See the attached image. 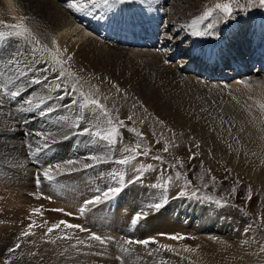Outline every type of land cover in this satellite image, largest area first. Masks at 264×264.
Masks as SVG:
<instances>
[{
    "label": "bare ground",
    "instance_id": "6f19581e",
    "mask_svg": "<svg viewBox=\"0 0 264 264\" xmlns=\"http://www.w3.org/2000/svg\"><path fill=\"white\" fill-rule=\"evenodd\" d=\"M143 1H149V0H143ZM182 1L184 3L189 2V0H182ZM136 2L139 3L140 1L135 0L134 3ZM151 2L152 4L150 5L152 7L153 1L151 0ZM16 3L18 4V9H19L18 12L21 14V16L27 17V20H25L24 23H26L27 26L31 29L33 35L39 40L40 43L39 45H36L33 41L29 39H24L23 42L24 52L26 54L22 55L20 53V51H22L21 50L22 45L19 48L20 50L19 49L15 50L14 48H12V43L17 39V36L10 35L0 38V83L7 84L8 88L11 90L15 86L14 80L17 78V75H15L14 70L12 69L11 70L13 71L14 74L7 73L8 70L7 65L9 66L14 65L15 67L16 65L20 66L18 68L22 67L23 70L26 71V74L24 75L25 76L27 75L26 78L27 80H31V79L33 80L38 77L43 78L45 75L49 78V76L53 74V71H48L47 73L36 71L38 67L43 68L45 66L44 61H47L46 66L49 69H54V71H60L61 68V65L55 64L52 61L49 52L44 51V48L41 46L45 34L44 30H47V28L51 26H55L56 23H61L62 18L57 12V10L53 7V5L49 0H40V1L20 0L17 1ZM145 4L146 7L149 6L147 5V2H145ZM70 6L73 5L71 4ZM0 7H4V8L9 7L7 0H0ZM131 9H133V7H131V3H127V5L125 4L118 5L117 9H115V11L118 12L115 18H116V23L118 21L119 25L118 26L112 25V28L106 27L105 29H108L109 31L102 30L101 34H96L94 28H91L90 32L87 33L80 30L79 27L81 26L79 27L75 26L76 28H79L80 33H75L73 35L74 37L72 36L70 38L62 37L61 39L62 47L60 48V54L58 55V57L62 61V66L64 70L73 74L72 76H67V77H69L70 79L78 80L80 82H84L86 85H89V88L95 91L94 94L98 92L96 88L101 87L102 89L101 95L104 98L110 99L111 101L112 100L115 101L116 105H121L122 108L125 109V112H129L128 110L129 105L131 106L133 105V109H135L133 113L136 114V117L139 120V122H143L144 124L147 125H153L152 127L154 128L155 126L157 128L160 127L157 126L159 125V121L156 120L157 121L156 122L152 118V115L154 117H157L158 120H161L164 126L170 127V129L180 131L185 135L194 133L198 138L199 137L201 139L209 138L211 140H217L221 137H229L232 138L233 140H229V139L227 140L231 141L233 144H237L234 142V140H239V141H243L240 142L239 144H244V142H247L251 145H254L257 148L264 150V145H262L264 143V108L262 109L260 107L262 101L260 100L257 103L256 100L257 97L255 98L253 94H250L249 91H247L248 93L247 94L245 91H243L238 87L221 84V86L219 85L221 88L223 86L229 87L230 90L228 91L229 93L228 94L224 93V90L226 89L224 90L222 89L223 90L222 92V90H219L218 85L217 88L216 84L209 83L204 77L197 76L200 78V80L196 79L197 77L196 78L194 77L196 75L192 74L193 72L189 71V67H190L189 64L185 62L179 63L178 61L172 63L174 61L175 55H173L174 53L171 52L174 49H170L169 44L167 46V42L169 43L167 39L166 42H165V38L163 39V42L164 44H166V46L160 49L158 46L155 45L153 46V43L151 41L145 42L144 38L150 37L151 33L154 34V31L149 30L146 32V34H144L138 29L136 34H133L134 32L131 29L127 28L128 27L127 23L135 22L136 20H139L138 16H134L131 14ZM133 10H135V8ZM144 11L150 14V7L149 8L147 7V9H145ZM79 13L75 11V13L72 15H74V18L81 20L83 17ZM112 13H110V16ZM161 14L164 15V17L166 15L165 12H161ZM97 15L98 13L95 16ZM87 18L84 21L89 20V18L88 19ZM0 19H4L7 21V23H12V24H15L14 22H16L13 21L11 15L7 17L0 15ZM102 19L103 18L101 17V20ZM110 21H106V22H110ZM167 22L168 19L166 20V23ZM244 22L248 26L249 30L253 29L252 32L254 31V28L252 26H255V28L257 29H259L260 26L259 30H261V32L264 34L263 15L262 16L259 15V17L257 16L256 19L252 16L246 19V21L244 20ZM198 26L199 24L197 25V28ZM58 27H60V25ZM87 28L88 27H84V29ZM81 29L83 28L81 27ZM0 30L11 31L10 29H3V28H0ZM177 32L179 35L180 32L179 31ZM105 33H106V37H108L109 39L106 38V39H101L99 41L96 39H88L86 41V44L85 43L80 44V41L84 39L85 35L87 34H94L100 38H104ZM254 33L252 35L255 37ZM123 35H127L129 37L130 43L127 42L128 41L127 38L123 37ZM205 36L207 35L192 36V38L194 39L193 42H195L197 47L200 48L202 44H204ZM229 36L231 39L232 35ZM19 38L21 39L22 42L23 41L22 37ZM112 38L116 40V42L114 43L119 44L118 47L116 46V44L113 43V40H110ZM135 38L137 39L136 41ZM187 38H189V36L186 37V40ZM208 39H211V36H208ZM237 39L239 41H237L235 47L236 48L239 47L242 49L235 51H243L242 54H244V56L247 55L248 53L247 49L249 47L243 46V42L240 37ZM109 41H111V43L114 45L111 44L102 45L105 42L107 44V42ZM252 43H254V47L252 49L254 51L259 43V38L253 39L249 46H251ZM121 44L124 45L127 44L132 46L133 45L137 46L140 44L149 47L150 50H146L145 52H139L138 56H136V54L135 56L132 55L133 57H131L127 62H124L122 61V58H120V53L113 50L114 47L123 49L121 48L122 47ZM227 44L228 43L223 45L225 46ZM109 46L111 47L113 46V48H110ZM165 47H167L166 52L164 50ZM56 49H57L56 47H53L52 48L53 52L56 51ZM65 49L67 51H64ZM69 50H72L71 53L66 54ZM176 51H177L176 53L182 54V49L179 50V47H176ZM200 52L202 51L200 50ZM206 52L207 51H204L203 52L204 56L200 58V64H204V66L207 64V62L203 60L205 58ZM203 53L199 55H202ZM207 54L209 53L207 52ZM263 54H264V48L262 52L256 53L257 59L258 57H261ZM69 56H71L70 60L68 59ZM196 57H194V54H186L184 56V58H186L185 59L186 62L190 60L192 61V63L195 62ZM12 58H15L14 63H10ZM219 59L220 58L216 60ZM257 59L253 57V60H257ZM166 61H167L166 64H168L167 66L170 65L169 67L170 71H168L167 67L163 65ZM181 61H183V59ZM260 63L263 62H259V63L256 62L255 64H260ZM212 64L213 62L210 64V66ZM135 65L144 66V69H146L147 71L146 70L141 71L140 69L137 70L136 69L137 67H135ZM262 68L264 69V64L263 66L260 67V70ZM236 69L237 71L235 74H240V75L245 74L243 72H246L247 74L249 70L247 68H244L245 69L244 70L243 68H238V67H236ZM25 71L22 72L25 73ZM107 72H110L112 74V78H114L117 81L116 84L119 90H117L116 86L114 85L112 86L111 84L108 83V81L107 82L105 81V76H107L105 74ZM262 72H264V70H262ZM183 73H190V74L187 75L188 77H185L184 75H182ZM251 73L253 74V72L249 71L248 74ZM259 74L260 73L256 75ZM131 77H137L138 79L136 80H139V82L135 81L136 83H134V85H136V88L131 86L130 89V86H127L129 87L127 89L126 84L124 85V82L126 79H131ZM20 78L21 77H19L17 80H19ZM181 78H183V81H181ZM255 78L250 77L248 75V77L245 79V82H242L241 80L240 81L242 83L253 82L254 85V82L257 79ZM109 79L111 78L109 77ZM97 80L99 82H96ZM58 81H56V83ZM131 81L133 83L134 80ZM257 82L258 81H256V83ZM43 83H47L55 87V83H53V79H47L46 81L41 82V84ZM259 84L261 85L260 82ZM259 84L257 83L256 85L258 86L256 85L254 86L257 87L258 89H261V86H259ZM63 85L68 86L69 83ZM25 90L26 89L22 87L17 91L20 92V95H24L22 93ZM123 90L125 91V94H123ZM103 91L105 92V94L103 93ZM134 93L135 95H138V99H139L138 101H134L133 95L131 96V94ZM121 94L130 95V97L125 98L122 97ZM248 95L249 97L253 96L255 99L256 103L254 104L252 103L253 106L245 102L246 97L247 100L249 99ZM253 97L251 98V101ZM0 101H2V107H0V131H4L6 129H11V128L24 127L26 128L25 129L26 131L25 130L24 131L30 135V137H28L27 139L22 138V140L20 141H17V139L16 140L12 139L13 141H11V139L7 140V138L5 139L0 138V148L1 147L4 148L5 145H8V143H10L8 146L10 145L16 146L20 144V146H23L24 148L25 147L28 148L31 147V145H36L38 143V141L35 139L42 140L40 136L36 135V133L38 132L33 127V124L29 125L30 121L27 122L26 118H25L26 122H24L25 120L23 119V114H21L22 112L21 111L19 112L17 109H13L8 106L11 102H15L16 99L10 96H6V97H0ZM143 101L146 102V104ZM212 103L213 105L216 106H213ZM46 104L45 105L43 104L42 107L46 108L47 106ZM148 105L150 107H148ZM141 106H143V108H141ZM71 109L72 107H70V105H66V108H61V109L59 108V110L56 109L55 111V113L58 116L61 117L68 116V118H70V120L74 123V126L69 128L67 127V130L76 128L77 131V129L80 130V128H84V127L91 128L92 124L96 122L94 117L92 116L93 115L92 113H90L89 116H87V117H93L91 120H89L87 117H85L83 120L79 118L77 113H75L77 116L74 115ZM153 111L157 112V114H155ZM218 111H220V113H218ZM52 113L53 112H51V115H53ZM37 116H39V114H37ZM45 117L46 115L43 116L41 115V117H39L38 119ZM43 121L45 122V119H43ZM32 122H35L36 124V120H33ZM209 122H212L215 125H212ZM48 123L50 124L49 121ZM77 123H79L80 126L79 128L76 127ZM52 127L53 126L51 125L49 128H45L43 130H48V129L51 130ZM61 127L62 126L57 128V130H59L62 133L65 127L62 128ZM209 129L210 131H208ZM226 129L229 130L227 131ZM206 130L208 132H206ZM161 131H165V130L161 129ZM51 132L56 133V130L52 129ZM52 133L46 134V139L49 142V146L40 149L37 153H32V155L29 156L27 153H24L25 154L24 155L23 152L19 151L23 155L21 156V154H16L17 150H14L8 152L5 155L2 154L0 156V162H1L0 193H3L5 195L9 194L8 198L10 197L9 199L7 198L6 200L5 198L6 196H5L4 197L5 199L2 198L3 201L0 202V205H2V211L0 214V223L7 224L6 226H3L4 229L0 227V264H5L6 261H10L11 264H71L72 263L62 260L64 257L60 259V257H57L56 254H55L56 256H54L52 252L49 253L45 251L44 250L45 248L43 247L36 249V247L34 246L36 244L34 241H32L33 239L31 240L30 237H23L27 240V242H25L26 240L24 239L23 240L19 239L17 240V243H20V241L21 243H26L25 246L27 245V248L25 246L24 247L25 249H28L27 254L32 255V253H35L38 256L37 258H33V257L30 258L27 255L26 257H23L20 255L21 250L19 252L14 251L15 254L13 252H12L13 254H11V252H9V249L11 247H14L13 244L12 246L10 245L9 247H7V249L5 248V246H3L7 243V241L11 242L12 240L14 241L15 244L16 237L17 235H19L21 228L24 226L27 227V225H29L30 223L29 215L32 212V210L36 208L43 209L42 217L37 215H33L31 217V219L36 220L37 223L40 222L42 223L44 220H46L50 222L49 223L50 226L51 223L65 220L72 224H80L89 230L91 225L94 224L93 222H95L98 225V227L101 229L100 232L102 231L104 233L102 234L105 237H114L116 239H119V236H121L122 234H126L128 235L127 237H129L132 240L133 239L143 240V239L151 238L152 236L154 237L162 236L160 235L161 233L177 234L186 237L184 239L172 240L164 236L165 238L161 239V241L159 242L161 243V245L170 246V248L172 247L179 250L181 247L184 248L183 250H181V252L177 251L179 253H182L183 255H180L177 252L164 250L163 248L159 249L157 247H152L151 245L149 247L137 245L138 248H135L133 252H130L131 249L126 252L125 250L126 247H124V245L122 244L123 246H120L119 248L121 249V253L124 254H121L122 256L121 255L119 256L122 257L121 259H123L124 261L123 260L120 261L119 259H117L115 252L112 251L114 252V254H112L111 249L105 246L107 248L105 251L106 253L108 252L107 256L101 257L102 255H100V257H95V258L93 256V257H85L82 260L75 259L76 263L74 264H120V263L129 264L130 261H131L130 264H138V262L139 264H157V261H163L162 263L164 264H237V259L245 260L247 263L252 264V262L255 261V257L258 255V246L256 242L252 238H250L247 235V233L245 234L244 228L240 230H235L234 229L235 227L233 228V225L232 227H229V225H225V221H228L227 217L230 216V213L226 211L214 209L210 206L202 205L198 202H190V200L193 199V196H191L193 191V189H191L192 187L189 188V187L181 186L182 185L181 184L178 185L177 188H173L168 193L165 190H163V187L162 188L153 187L154 184H159L158 179L155 178L157 176L154 177V173H153L155 170L158 169L157 167L158 164L154 162L155 160L154 157L156 155L153 153V150L152 152L150 151L148 155H145V157L141 155L139 156V159L137 160L134 159L135 161H133V165H131L132 172L126 173L123 169L124 167L122 168L120 164L115 162V160L125 155H129V153L123 152L122 149L131 146L130 142H128L124 146H121L117 151V155L115 156H110V155H105L104 157L100 156L101 159L98 162L99 165H96L95 162L97 161L87 159V157L90 154L98 155V156L101 154L100 150L95 149L96 142L91 140L93 144L88 145L90 141L89 140L84 141L83 139L84 137H87V135L80 134L79 142L82 143L79 144L78 142L79 138H78L76 143L77 146L74 148L75 151L77 152L74 154H76L77 159L78 158L81 160L84 159V162L80 163L79 161H77L75 165L74 164L67 165L65 162L71 159L66 157L67 154L65 153V151L64 154H62V151L64 150L63 149L64 146L71 147V145L68 143L71 138L70 137L71 135L70 134L61 135L59 132H57L59 134L56 133V135L54 136ZM182 137H183L182 139H189L191 135L182 136ZM67 139L68 142L66 141ZM73 139H75V137H73ZM52 141H56V142L51 143ZM57 146L60 147L59 148L60 151L57 150L58 148L55 149V147ZM212 146L216 147L215 152L218 151V153H220L219 149H223L222 147H218L219 145L217 143L213 144ZM77 148L80 149L77 150ZM21 150L24 151L23 148ZM74 154L72 155V158H74ZM59 161H61V163H59ZM235 163L236 162H232L230 168H232L234 171H241V164H239L240 166H238L237 168H234ZM84 164H89L92 166L84 169L83 167ZM55 165H60L61 167L60 169L53 170L50 173L54 177V179L49 180L45 178L43 172L49 168H54ZM149 165H151V169H148L147 166ZM141 167L145 169L142 174L138 171L139 169H141ZM69 169H75V170L69 171ZM121 173L123 174L122 179L119 176V174ZM9 175L12 176L8 177ZM114 176L117 177L116 179H114V183L117 182V184H120L121 185L120 187L122 189L121 190L122 192L120 191L118 195H120L121 193L122 194L125 193L124 197L121 196L122 194L119 197H117L116 194V196H114L109 200H102L100 203H97L95 205H89L88 210H86L83 215H81L80 212L77 210L75 211L71 210L72 206L81 207V205L85 200L91 199L92 197L97 195L98 190L102 191L110 187L113 182L112 177ZM136 176L142 177L141 180H143L144 183L142 182V184H134L133 186L131 184L129 185V182H126L131 180L132 177L135 178ZM159 176H161V174ZM8 178H11L10 179L11 182L12 180H15L16 182L14 181L12 182V184L15 183L21 188L16 190L15 189L12 190L8 188L9 183L6 182ZM250 179L251 177H248V180ZM6 184L8 185L6 186ZM35 184L39 185L38 189L34 187ZM127 184L128 186L123 187L124 185ZM259 184L264 187V179H261ZM31 187H33V189ZM26 191L34 193L35 196L30 197L29 200V196L26 194ZM181 192H185L186 195H180ZM39 195L42 196V199L45 198L47 199L46 201H50V202H45V204L43 205L38 203L40 201H38L35 197ZM31 198H33L35 202H33ZM55 200L58 201L60 209H62L61 208L62 203L66 204L64 206L65 210H63L62 212L54 211L55 208L56 209L58 208L57 205L53 203ZM156 202H160L163 206L160 209H155L150 207V211L148 212L146 211V218L140 219L135 225L132 224V219L135 215L134 206L141 205V209L143 208L144 210L145 207L148 208L149 205ZM187 204L188 206H186ZM38 205H42V207L41 206L38 207ZM137 211L139 210L136 209V212ZM65 213H72V215H65ZM20 223L22 224L21 225L22 227H18ZM46 228L45 229L42 228L43 233L40 232L39 235L45 238H49L44 235L46 232ZM222 228L224 229L222 230ZM38 229H40V227H38ZM24 230H26V228ZM74 231L70 235L74 236L73 235L75 234ZM84 232H88V231H84ZM76 233H77L76 235L78 236L79 231ZM55 234L63 235L64 233L55 232ZM52 237L53 236H51V238ZM85 238L87 239L88 237ZM123 238L127 239L126 237ZM58 240L59 242L61 241L60 239ZM73 240H75V238H73ZM245 241L248 242L246 243ZM87 242L89 241H86L84 244H86ZM104 244L105 243H103V245ZM31 245H33V247H31ZM39 246L37 245V247ZM30 247L32 249L29 250ZM92 251L99 252L97 248H93ZM71 255L72 254H70L69 257H72ZM65 259L67 260V258ZM158 263L161 264L160 262Z\"/></svg>",
    "mask_w": 264,
    "mask_h": 264
},
{
    "label": "rangeland",
    "instance_id": "374dc122",
    "mask_svg": "<svg viewBox=\"0 0 264 264\" xmlns=\"http://www.w3.org/2000/svg\"><path fill=\"white\" fill-rule=\"evenodd\" d=\"M17 1H20V0H16V2ZM49 1L51 2L53 7L57 10V12L59 13V15L62 18L61 23H56L55 26H51V27L47 28V30H44L45 34H44L43 42L41 43V46L43 48H44V46H47V48L50 49L51 51H53L52 50L53 47H56V48L58 47L59 49L62 47V44H61L62 37L70 38L75 33H80V30L83 32L89 33L90 29L93 28L94 26H95L94 27L95 32H98V31H100L99 28L101 27V24L103 22L105 23V21L112 20L114 18V15H113L114 9L108 10L105 6H103L102 4L99 3V0H97L98 3L96 4V6H93L91 3H88L86 0H83V1L82 0H76V1L75 0H72V1L71 0H63V2H62V0H60V1L59 0H49ZM152 1H153V5H155V8H158V6L160 5L161 2H162L161 4H165L166 2H168L170 0H165V1L160 0V2H159V0H156L157 2L155 0H152ZM171 1L173 3L178 2V4H175L172 6H170V4H167L164 7V9L168 12V16H167V12H165V14H166L165 17L167 16L166 18H168V19L171 18V20L173 21L171 24L167 25L165 20L161 19V18H164V15H162L161 12H159L157 14V16L155 17V19H157V20L161 19V21L158 22L155 19H154V21H150V24H153V26H151V30L152 31L154 30L156 32L155 33L156 36L154 38L155 44H153V45L158 46L161 49L162 47L166 46V44H163V42H161V39L165 38V42H166V39L169 40L170 43H167V46L169 44L170 49H172V46H174V44H175V48L179 47V50L182 49V54H177L179 57L177 61L179 63L185 62L186 58H184L183 56H185L187 54L188 50L193 49V45L190 43H191V41L193 42L194 40H191L192 35L190 33L191 29L189 28L190 23H187L186 19H182V15H180V14H183L184 17L189 18V19H192L194 17L199 18L200 16L203 15V13L207 9H209V8L214 9L215 5L217 3H230L231 9H232L231 16H226L224 14L226 16L225 17V16H223L221 11L216 10L213 12V15L211 17H208L207 19L203 20L201 23H199V26H198V28L201 30L211 31L212 33H215V35H211L212 40H206L205 42L207 44L204 43L202 45V48H205L207 51L210 52L211 55H214L215 57L222 55L223 56L222 60H220L219 62L223 63V61H227L225 64H223V66H224V68L229 67L225 70H223L224 69L223 68L220 71H218L214 67L212 69V71L215 72V75H213L209 81L207 79L206 80L209 83L216 84V87L218 85L219 90L226 89V90H224V93H227V94L229 93L228 91H230L229 87L223 86L225 88H223V87L221 88L220 87L221 84L238 87V88L242 89L243 91H245L246 93H247V91H249L250 94H253V96L255 98L257 97L256 98L257 103L261 100L262 104H264V101H263L264 100V89H263L264 82H262V81H264V73L259 74V75L252 74V73L248 74L250 69H249V67L244 65L245 61L248 58V53H249V49H250L249 45L253 39L259 38V32L258 31L260 29V26H259V29L255 28V26H252L254 28V31L252 32L253 29L249 30V28L246 25V23L244 22V20L246 21V19H248L252 16L255 19L257 16L259 17V15L260 16L263 15V17H264V6L260 5L259 0H189L188 3H184L182 0H171ZM7 2H8V6L10 7V0H7ZM140 2L138 4H139L141 10H144L143 6L146 5V4H143V2L144 3L147 2V5H149V6H147L148 8L151 7L150 4H152L151 0L140 1ZM70 3L73 6H70L71 5ZM83 4H85V5H83ZM134 4H137V3H134ZM125 5H127V3H125ZM74 6L75 7L78 6V7H76L78 9H76ZM131 7H133V9L135 8L134 5H131ZM155 8L152 9V11L154 13L157 10ZM133 9H131V14L134 16H138L136 13V10H133ZM63 10H65L66 12ZM75 11L77 13L82 12L81 14L83 15V17H85V19L89 16L88 17L89 22L88 23L80 22L79 20L74 19V15H72V14H74ZM172 12H175V14H172ZM97 13H98V15L95 16ZM110 13H112L111 16H110ZM154 13H153V16H154ZM90 15H91V17H90ZM11 16H12L13 21H16L14 23H20L21 22V20H20L21 14L18 11H12ZM68 17H71V18L73 17V18L71 19ZM96 17L100 18V19H97ZM101 17L103 18L102 20H101ZM90 21H93V22L95 21V22L93 24H90ZM85 24L88 27L87 29L83 28ZM209 24H211L212 27L210 29H207L206 25H209ZM59 25H60V27H58ZM75 26L76 27L81 26L83 29H81V27H79L80 28V30H79V28H76ZM184 26H186V27L188 26V30H185ZM166 27H169L170 30L166 31ZM219 27L227 30V32H231V30H228V29H232L233 33L229 34V35H232L231 39H230V36L229 35L227 36L226 33H223V34L217 33L216 31L221 32ZM180 29H181V31H180ZM177 31L180 32L179 35H178ZM253 33H254L255 37L252 35ZM93 35L94 34L85 35L84 39H82L80 41V44L81 43L86 44V41L88 39H96L98 41L101 40V39H98V36H96V35L93 36ZM188 36H189V38H187V40H186V37H188ZM208 36L209 35H207L205 37H208ZM239 37L242 39L243 46L249 47L247 49L248 53L245 56H244V54H242L243 51H235V50L242 49L239 47H237V48L235 47L237 41H239L237 39ZM24 39L25 38L22 37L23 41L21 42V39L19 37H17V39L12 43V48H14L15 50H18L20 48V46L22 45V47H21L22 51H20V53L22 55L26 54L24 52V43H23ZM53 40L56 41V44L52 43ZM228 40L230 43L231 42L232 43L230 44L228 42ZM182 41H183V43H182ZM208 41H209V43H208ZM222 42H227L228 44L222 47V46H220V44ZM113 43H114V41H113ZM59 44H61V45H59ZM108 44L114 45L116 43L112 44L111 41H109V42H107V44L105 42L102 45H108ZM200 44H202V43H200ZM116 46L118 47L119 44H116ZM109 47L113 48V46L112 47L109 46ZM117 47H114L115 49L113 48V50L120 53V58H122V61H124V62H127L131 57H133L132 55L135 56V54H136V56H138L139 53L137 54V52H140L141 50H142V52H145L146 50H150L149 47H145V46H138V47L137 46H131L130 47V46L124 45L121 47L123 49H120ZM164 50L166 52L167 47H165ZM71 51L72 50H69L66 54L71 53ZM169 51H171V50H169ZM169 51H167V52H169ZM174 51L175 50H173V52ZM57 58L60 59L59 57H57ZM196 58H197V62H195V66L198 65L200 56L198 55ZM182 59H183V61H181ZM172 63H175V62H172ZM237 63L239 64V67L242 66L243 68L249 69L247 74L244 75L243 78H245L246 76L248 77V75L250 77H253L254 75H256L255 77L258 80L256 78L255 79H256V81H258L257 82L258 84H259V82L261 83V85L259 84V86H261V89H258L257 87L254 86L257 84L256 81L254 82V85H253V82H247L248 84L242 83L241 82L242 80L240 79L241 76L240 77L234 76V74H233L234 71L232 69V65H238ZM163 65L165 67H167L168 71H170L169 70L170 65L167 66L168 64H166V62ZM14 67H15L14 65H12V66L7 65V69L9 70V71L7 70V73L12 74L13 73L12 70H14L15 75H17V78L14 80L15 86L13 87L12 90L17 91L20 88L24 87L26 89L25 90L26 92L24 91L22 93L24 95L13 97L14 99H16V101L11 102L8 106L13 108V109H17L19 112L21 111L22 112L21 114H23V119L25 120V118H26L27 122L30 121L29 125L33 124V127L36 129L37 132H44L45 134H51L52 133L51 130L55 129L56 133L59 132L61 135L70 134L71 138H70L69 142H68V139L66 141L71 145V147H65L64 146L65 148L63 147L64 150L62 151V154H64V151H65V153L67 154V156H66L67 158H70L71 160H74V161H79L80 163L84 162V159L83 160H81L79 158L77 159L76 154H74L77 152V151H75L74 148L77 146L76 145L77 139L79 138L78 142L80 140L79 135L81 133H80L79 129H77V131H76V128L71 129V130H67V127L69 128V127L74 126V123L70 120V118H68V116L67 117L58 116L55 113L56 109L59 110V108L60 109L66 108V105H70V107H72V109H71L72 113H74V115H76L75 113H77L79 118L83 119V120L85 117L89 116L90 113L93 114L92 109L80 108V106H79L80 102L82 103L83 100L80 96L79 90H77L74 95L72 93L71 85L74 82H78V86L82 87L83 91L86 94H91L96 99L100 100L101 104H103L106 107L110 118L113 120V124L110 127H116L118 130V133H119V142L115 145V147L111 151H109V146H108L107 142H105V141L96 140L94 138L90 139V137L88 135H87L88 138L87 137L83 138L84 141L85 140L90 141L88 143V145L93 144L92 141L96 142V148L95 149L100 150V152H101L99 157L100 156L104 157L105 155H110V156L117 155L118 149L121 146L126 145L128 142L131 143V147H135L136 146L135 144H139L141 146L140 151H142V152L150 153V151L152 152V150H153V153L156 155L155 157H157V156L161 157V159H159V160L154 158L155 159L154 162L158 164L157 165L158 169L153 172L154 177L157 176L155 178L158 179L159 184H161V185H164L165 182L169 179V177H171V183H168L166 185V187H167L166 192L168 193L173 188H177L178 185H181V184H182L181 186H185V187H189V188L192 187L191 188V189H193L192 193L195 192L196 195L195 196L191 195V196H193V199L190 200V202H198L202 205L210 206L214 209H218V210L226 211V212L230 213V216L227 217L228 221H225V225H229V227H232V225H233V228L235 227L234 228L235 230H240L242 228L248 229L247 235L250 238H252L258 246V255L255 257V261L252 262V264H264V253H262L260 251V247H259L260 244H264V220L261 219L262 217H264V187L259 184L261 179H264V150L263 149L257 148L254 145H251L247 142H244V144H239L240 142H243V141H239V140H234V142L237 144H233L231 141H229V140H233V139L229 138V137H221L217 140H211L209 138H204V139H201L200 137L198 138V137H196V134H194V133L185 135L180 131L170 129V127L164 126V124L162 123L161 120H158L157 117H154L152 115V118L155 121L156 120L159 121V125H157V126L160 127V128H157L155 126V128H154V127H152L153 125H147V124H144L143 122H139V120L136 117V114L133 113L135 110V109H133V105L132 106L129 105V109H128L129 112H125V109H123L121 105H116L115 101H113V100L111 101L110 99L104 98L101 95V92H102L101 87L96 88V90L98 89V92L94 94L95 91H93V89L89 88V85H86L84 82H80L78 80L70 79L67 76H65V78L62 79L61 81L57 82L60 84L69 83V85L67 86V89H66V91H67V94L65 95L66 99L65 98L60 99L59 97L61 95V90H57L56 87H53L47 83H43V84L31 83L30 84V81L32 79L27 80L26 79L27 75L26 76L24 74L22 75V73H24L22 71H25V70H23L22 67L18 68L20 66H17V65L15 68ZM135 67H137L136 68L137 70L138 69H140L141 71L146 70V69H144V66L135 65ZM5 69H6V66H5ZM58 72L59 71H53V74L51 76H49L48 79H53V77H55ZM65 72L67 73V71H65ZM132 72H133V69H132ZM25 73H26V71H25ZM105 75H107V76H105L106 82L108 81V83L111 84L112 86L113 85L117 86V84H116L117 81L114 78H112V74L110 72H107ZM182 75H184L185 77H188L187 75H189V74L183 73ZM108 76L111 79H109ZM215 76H217V78H215ZM19 77H21L22 79L20 78L19 80H17ZM136 79H138V78L137 77H131V79H126L124 82V85L126 84V87L130 86V89H131V86L136 88V85H134V83L139 82V80H136ZM196 79L200 80L199 77H197ZM131 80H134L133 83ZM181 81H183V78H181ZM96 82H99V81L97 80ZM256 86H258V85H256ZM33 87H34V90H33ZM123 87H125V86H123ZM14 88H15V90H14ZM128 88L129 87H127V89ZM223 90H222V92H223ZM255 92L258 93L259 95L256 94ZM103 93L105 94L104 91H103ZM123 94H125L124 90H123ZM123 94H121L122 97H125V98L130 97V95H123ZM132 95L134 97V101L139 100L138 95H135V93L131 94V96ZM0 97H6V96L0 95ZM55 97H56V99H55ZM250 97L248 95L249 99L247 100V97H246L245 102L249 105H252V103L253 104L256 103L254 97H253L252 101H251L252 97L251 98ZM29 100L31 101V103H28ZM72 100H76L78 103L73 104ZM144 103L146 104V102H144ZM226 103H229V102H226ZM38 104H40V107H37ZM43 104L47 105L46 108L42 107ZM212 105H213V103H212ZM143 106H141V108H143ZM213 106H216V105H213ZM148 107H150V106L148 105ZM49 108L54 109L53 111H51V112H53L52 113L53 115H51V112H48ZM71 110H70V112H71ZM40 112H41V114H40ZM96 112L99 113V109H96ZM154 113L157 114V112H154ZM218 113H220V111H218ZM37 114H39V116H37ZM41 115L42 116L46 115V117L38 119L39 117H41ZM129 117H131V119H129ZM87 118L89 120H91L93 117H87ZM43 119H45L46 123L43 121ZM26 120L24 122H26ZM33 120H36V124H35V122H32ZM37 120H39V121H37ZM48 121L50 122V124L48 123ZM121 122H123V123H121ZM212 122H213V120H212ZM212 122H209V123H211L212 125H215ZM51 125L53 126L51 130L50 129L43 130L45 128H49ZM219 125H221V124H219ZM60 126L65 127L64 130L62 131V133L59 130H57V128H59ZM25 129L26 128L21 127V128H11V129H6L4 131H0V138H2V139L7 138V140L11 139V141L16 140V139H17V141H20V140H22V138L27 139L28 137H30V135L25 132L26 131ZM161 129L165 130V131H161ZM226 130L228 131L229 129H226ZM208 131H210V129ZM208 131L206 130V132H208ZM71 132H73L74 134ZM56 133H52V134L55 136ZM59 133H57V134H59ZM138 134H142L143 138H141V136ZM190 135H191V137H189V139H182L183 138L182 136H190ZM72 136L75 137V139H73ZM222 139H223V141H222ZM227 139H229V140H227ZM35 140H37L38 143L36 145H31V147H28V148L27 147L24 148L23 146H20V144H18L16 146L15 145L8 146L10 144V143H8V145H5L4 148L1 147L3 149L0 148V156L2 154L5 155L8 152H11L14 150H17L16 154H21V156H23V155L20 152H23V154L27 153L30 156V155H32V153H37L38 148L39 149L46 148V147H44V141H42L40 139H35ZM80 143H82V142H79V144ZM216 143L219 145L218 147L223 148V149H219L220 153H218V151L215 152L216 147L212 146L213 144H216ZM197 145H198V147H197ZM262 145H264V143ZM165 147H167V149H168L167 151H164ZM22 148L24 149V151L21 150ZM59 148H60L59 146L55 147V149H57V150H59ZM78 149H80V148H77V150ZM25 150H26V152H25ZM29 153H31V154H29ZM54 154H55V152H54ZM73 154H74V158H72ZM139 156H141V155H139ZM139 156H137V158H135V160L139 159ZM142 156L145 157V155H142ZM192 157H194V158H192ZM135 160L133 159L129 165H120V166L122 168L124 167L123 169L126 173L127 172L131 173L132 172L131 165H133V161H135ZM230 162L231 163L236 162L234 164V168H237L238 166H240L239 164H241V171H234L232 168H230V165H231ZM59 163H61V161H59ZM95 163H96V165H99L98 161ZM95 163H93V164H95ZM0 164H1V162H0ZM139 164H141V163H139ZM96 165H95V167H96ZM182 165L184 167V170H181L179 168ZM135 168H137V167H135ZM102 169H104V168H102ZM177 173H180V175L178 177H177ZM160 174H161V176H159ZM11 176L12 175H9L8 177H11ZM137 177L138 176H136L135 178L132 177L131 180L126 181V182H129V185L131 184L133 186H134V184H142V182H143V180H141L142 177L139 179H136ZM159 177H161V178H159ZM248 177H251V179L248 180ZM112 178H113V182H112L111 186H115V185L117 186L118 185L117 182L114 183V179H116L117 177L114 176ZM10 179L11 178H8V180L6 181L7 183H9V185L6 184V186L8 185V188H10L12 190L13 189L16 190V189L21 188L20 186L16 185L15 183L12 184V182H14L15 180H12V182H11ZM189 181L191 182L190 186H189ZM118 186H121V185H118ZM124 186H128V184L124 185ZM31 188L33 189V187H31ZM22 189H24V188H22ZM163 190H164V188H163ZM29 191H26V194L29 196V200H30V197H33L35 195H34V193L29 192ZM118 194L119 193H117V197H119L122 193L120 195H118ZM249 194H251V199H249ZM8 196H9V194L5 195L3 193H0V202H2L3 199H5V198L7 200ZM39 196H41V195H39ZM121 196L124 197L125 193L122 194ZM31 200L33 202H35V200H33V198H31ZM37 200L40 201L38 203H40L42 205L45 204V202H50V201H46L47 199H45V198L44 199L40 198ZM37 200H36V202H37ZM53 203H55L57 205V207H58L57 209H60L57 200H55ZM68 204H70V203H68ZM42 205H38V207H40V206L42 207ZM65 205L66 204L62 203V205H61L62 210H65V208H64ZM186 206H188V204ZM0 207H1L0 208V214H1L2 205H0ZM79 209H80L79 206H72L71 210L79 211ZM136 209L139 211L136 212ZM134 211H135V214L138 212L142 213V211H143V213H146V211L147 212L150 211V207H148V208L145 207V209L143 210V208L141 209V205H138V206H134ZM34 221H36V220H34ZM36 223H37V221H36ZM93 223H92L93 225L89 224V225H91V227H90L88 232L81 233V231H79V233H78L79 237L76 235L77 234L76 232H78V230H75V231L73 229L72 230L70 229L69 231L65 230V231H67L68 234H71L74 231L75 234H73L74 235L73 238H75V240L72 239L73 241L60 239L61 241L59 242V240L56 239L55 243L44 242L45 240H48L51 238V237L45 238V237L39 235L40 232L43 233V229H45L46 226H45V228L40 227V229H38V227L37 228L35 227L36 229L35 228L33 229V231L35 232V235L34 236H28V237H30L31 240L33 239L32 241L35 242L36 245H34V246L36 247V249L43 247V248H45L44 249L45 251H47L49 253L52 252L54 254V256L57 255V257H60V259H62L64 257L62 260L68 261L69 263L72 262L71 264H74V263H76V260H82L85 257H93L94 256V258H95V257H100V255H102L101 257L107 256L108 252L106 253V251H105L107 249L106 247H109L111 249L112 254H114V252H115L117 259L119 258V260L121 261L123 259H121L122 257H120L119 255L124 254V253H121V249L119 248L120 246L124 245V247H126L125 248L126 252L129 251L130 249H131L130 252H133L135 248H138L137 245L144 246V245L135 244V243L127 244L126 241L130 238L127 237L128 235H126V234H122L121 236H119V239H116L114 237H105L103 235L104 233L102 231L100 232L101 229L98 227V225L95 222H93ZM37 224H41V222L37 223ZM95 224H96V226H95ZM6 225L7 224L0 223V227L2 229H4L3 226H6ZM21 225L22 224L20 223L18 225V227H22ZM249 226H251V227H249ZM24 227L27 228L26 226H24ZM24 227L21 228V231H24V229H25ZM9 228H10V225H9ZM223 229L224 228H222V230ZM36 230L39 232H37ZM21 231L20 232L18 231L19 235H17V237H16L15 244H14V241L12 240L11 242L7 241V243L3 246H5L6 249L10 245L12 246V244L15 246L17 244L18 237L19 238L21 237ZM53 233L55 234V232H53ZM92 233L99 235L104 240H106V243H105L106 245L105 244L103 245L100 241L90 240L88 238L87 239L85 238V237H89ZM54 234L52 235L53 236L52 238H55L57 236L56 234L55 235ZM122 236L126 237L127 239H124ZM40 237H42L44 239H42ZM165 237H167V236H165ZM165 237H164V235L158 236V237L152 236L151 238H155L156 241H158V240L159 241L156 244H149L147 246L149 247L151 245L152 247H157V248L161 249L162 248V247H160L161 243H159V242L161 241V239H163ZM20 239L26 240L23 237H21ZM77 239H79V240L82 239L84 241V243L86 241H89V242H87L86 244H78ZM25 242H27V240ZM90 242H91V245H90ZM20 243H21V241H20ZM59 243H61V244H59ZM25 244L26 243H21L20 244L21 247L19 249H16L15 251L19 252L21 250L22 252L20 251V253H21L20 255L23 257H26V255H27L30 258H32V257L37 258L38 256L35 253H34L35 255H33V253H32V255L27 254L28 249H25V247L27 248V245L25 246ZM40 244H43V245H40ZM37 245L38 246L40 245V246L37 247ZM73 245H76V246L74 247ZM31 247H33V245H31ZM31 247L29 248V250L32 249ZM12 248H14V247H11L10 249H12ZM93 248H97L99 250V252H96V251L93 252L92 251ZM181 248H180V250L176 249V248H172V247L170 248V250L165 249V248H163V249L169 250L172 252H177V251L181 252V250L184 249V248H182V249ZM112 251H114V252H112ZM147 251H149V250H147ZM179 252H177V253L180 255H183L182 253H179ZM13 253L15 254V252H13ZM13 253L11 252V254H13ZM65 254H68V255H65ZM70 254H72L71 255L72 257H69ZM65 258H67V260ZM39 262H40V259H39ZM130 262H129V264H130ZM158 262H160L161 264H164V263H162L163 261H157V264H159ZM122 264H124V263H122ZM138 264H139V262H138ZM237 264H251V263H247L245 260L237 259Z\"/></svg>",
    "mask_w": 264,
    "mask_h": 264
},
{
    "label": "snow or ice",
    "instance_id": "6c2138e0",
    "mask_svg": "<svg viewBox=\"0 0 264 264\" xmlns=\"http://www.w3.org/2000/svg\"><path fill=\"white\" fill-rule=\"evenodd\" d=\"M88 3H91L93 6H96L97 4V0H87ZM135 0H99V3L102 4L103 6H105L108 10H113L115 9V7L117 5H122L125 3H134ZM259 3L261 6H264V0H259ZM18 4L16 3V0H10V7L4 8V7H0V15L2 16H10L12 11H18ZM219 10L222 13H224L226 16H231L232 14V9H231V5L230 3H217L215 5V8H209L207 9L202 16H200L198 19H194L191 24L189 25V28L191 29V35L194 36H203V35H215V33H212L211 31H205V30H201L199 28H197V25L199 23H201L203 20L207 19L208 17H211L213 15V12ZM21 22L20 23H7L6 20L4 19H0V28L3 29H10L11 31H3L0 30V38H3L5 36H10V35H14L17 37H24L25 39H29L31 41H33L36 45H39V40L33 35L31 29L27 26L26 23H24L25 20H27V17L25 16H21L20 17ZM212 27L211 24L206 25L207 29H210ZM53 44H56V41L53 40L52 41ZM44 51H48L52 61L57 64V65H61L60 71L57 73V75L55 77H53V83H55V87L57 90H61V95H60V99H64L65 95L67 94V86L60 84V83H56V81L58 80H62L65 78V76H72L73 74L70 72H65L63 66H62V61L60 59H58V55L60 54V49L57 47L56 51H51L50 49L47 48V46H44ZM64 51H67L66 49ZM68 59H71V56L68 57ZM15 62V58H12L10 63H14ZM167 63V61H166ZM45 66L43 68L38 67L36 69L37 72H45L47 73L48 71H54V69H49L46 65H47V61H44ZM26 74V73H22ZM48 79V77L45 75L43 78H35L33 80L30 81V83H41L43 81H46ZM117 90H119L118 86ZM71 90L73 95L75 94V92L77 90H79L80 92V96L83 100V103H81L79 106L82 109H92L93 111V117L95 119V123L92 124L91 128L88 127H84V128H80V133L81 134H85L88 135L90 138H95L96 140H100V141H105L107 142L108 146H109V151H111L115 145L119 142V133L116 127H110L113 124V120L110 118L106 107L101 104L100 100L96 99L94 96H92L91 94H86L82 87L78 86V82H74L71 85ZM98 91V89H97ZM0 94L4 95V96H10V97H17L20 96V92L18 91H13L11 89L8 88L7 84L5 83H0ZM28 103H31V101L29 100ZM42 103V102H41ZM73 104L78 103L76 100H72ZM0 107H2V101H0ZM37 107H40V104L37 105ZM261 108H264V104H260ZM96 109H99V113L96 112ZM54 109L49 108L48 112L53 111ZM129 119H131V117H129ZM123 123V122H121ZM77 128H79V123H77L76 125ZM37 136H40L41 139L44 141V147H48L49 146V142L46 139V134L43 132H38L36 133ZM142 137V134H138ZM56 141H52L51 143H55ZM140 145L137 144L135 147H125L124 149H122L123 152L125 153H129V155H125L119 159H116L115 162L120 164V165H129L131 163V161L135 158H137V156L139 155H148V152H142L140 151ZM198 147V145H197ZM40 149L38 148L37 151H39ZM167 147H165L164 151H167ZM155 159H161V157H154ZM194 158V157H192ZM87 159L93 160V161H100V157L98 155H93L90 154ZM77 161L74 160H68L65 163L67 165H72L75 164ZM92 165L89 164H84L83 167L84 168H88ZM60 165H55L54 168H49L47 170H45L43 172V175L45 178L52 180L54 179V177L50 174L53 170L56 169H60ZM148 169H151V165L147 166ZM75 169H69V171H74ZM145 169L143 167H141V169H139L138 171L142 174L143 171ZM180 175V173H177V177ZM120 178L122 179L123 174H119ZM141 177H137V179H139ZM39 182V181H38ZM168 183H171V177H169V179L165 182L164 185L161 184H154L153 187L156 188H164V190H167L166 185ZM191 185V182L189 181V186ZM121 187L120 186H110L102 191L98 190V194L95 195L94 197H92L91 199H87L83 202V204L81 205L79 212L81 215L84 214V212L86 210H88V206L89 205H95L97 203H100L102 200H109L111 198H113L117 193H119L121 191ZM250 191V190H249ZM180 195H186L185 192H181ZM193 196L196 195L195 192L192 193ZM37 199L42 198L41 196H37ZM166 199V198H165ZM210 199V198H209ZM249 199H251V194H249ZM163 205L160 202H156L153 203L151 205H149V207L155 208V209H160ZM54 211H63L62 209H55ZM33 215H37V216H43V209L42 208H36L33 209L32 212L29 215V220L30 223L27 226L26 230L21 232V237H28V236H34L35 232L33 231V229L35 227H45L46 228V232H45V236L47 237H51L53 232H63V235H57L55 238H50L48 240H45L44 242L46 243H55L56 239H64V240H72L73 236L68 234L67 231L65 230H69V229H73V230H78L81 232L84 231H89L88 229H86L84 226L80 225V224H72L69 223L68 221L65 220H61V221H57L55 223H51L49 226L48 221L44 220L41 224H37L36 221L32 220L31 217ZM65 215H72V213H65ZM142 218H146V213H136L132 219V224L135 225L140 219ZM262 220H264V217L261 218ZM251 227V226H249ZM248 229H245V234L247 233ZM160 235H164L167 236L168 239H172V240H178V239H184L186 237L177 235V234H166V233H161ZM20 238L18 237V240ZM43 239V238H42ZM88 239L90 240H96V241H100L102 244L106 243V241L100 237L99 235L96 234H91ZM78 244H84L83 240H79L77 239ZM246 243L248 241H245ZM127 244H141L144 246H147L149 244H156L158 243V241L155 240V238H148V239H143V240H127L126 241ZM20 243H17L14 248L9 249V252H14L16 249L20 248ZM74 247L76 245H73ZM160 247L165 248V249H169L170 250V246L168 245H161ZM260 251L262 253H264V244H260ZM33 255H35L33 253ZM119 259V258H118ZM5 264H11L10 261H6Z\"/></svg>",
    "mask_w": 264,
    "mask_h": 264
}]
</instances>
